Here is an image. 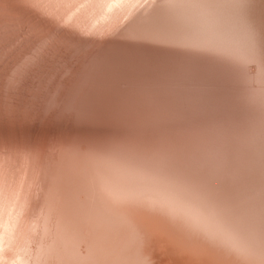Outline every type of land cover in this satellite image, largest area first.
<instances>
[{"label":"rangeland","instance_id":"374dc122","mask_svg":"<svg viewBox=\"0 0 264 264\" xmlns=\"http://www.w3.org/2000/svg\"><path fill=\"white\" fill-rule=\"evenodd\" d=\"M263 65L264 0H0V264H95L87 247L102 229L87 216L100 214V189L131 216L159 222L183 248L203 245L235 263L243 253L245 264H264ZM171 107L184 115H167ZM151 109L149 123L126 122L124 111ZM128 129L135 132L127 137H139L131 146L122 141L125 163L99 143ZM204 212L227 220L214 215L209 225L220 222L218 229L207 230ZM220 218L232 227L221 228ZM121 234L155 251L127 225L107 230ZM214 239L230 249L235 240L234 250ZM184 261L176 264H195Z\"/></svg>","mask_w":264,"mask_h":264},{"label":"bare ground","instance_id":"6f19581e","mask_svg":"<svg viewBox=\"0 0 264 264\" xmlns=\"http://www.w3.org/2000/svg\"><path fill=\"white\" fill-rule=\"evenodd\" d=\"M56 2V1H55ZM244 1H242V3H243ZM220 3V2H219ZM221 4V3H220ZM227 4H228V2H227ZM226 4V5H227ZM246 4H247V2H246ZM191 5V4H190ZM210 5V4H209ZM216 5V4H215ZM238 6H239V4H237ZM245 5V4H244ZM116 6V5H115ZM114 6V7H115ZM221 6V5H220ZM231 6H233V5H231ZM230 6V7H231ZM236 6V5H235ZM245 6H247V5H245ZM122 7V6H121ZM154 7V6H153ZM194 7H195V5H194ZM224 7H226V6H224ZM227 7H228V5H227ZM237 7V6H236ZM243 7V6H242ZM242 7H240V9L242 8ZM73 8V7H72ZM187 8V7H186ZM210 8V7H209ZM217 8V7H216ZM221 9H222V7H220ZM233 8H235V7H233ZM247 7H245V9H246ZM221 9H220V11H221ZM230 9V8H229ZM237 9V8H236ZM235 9V10H236ZM217 10V9H216ZM224 10V9H223ZM91 11V10H90ZM89 11V12H90ZM194 11V10H193ZM198 11V10H197ZM219 11V12H220ZM225 11V10H224ZM234 11V10H233ZM242 11H244V8H243V10ZM246 11H248L247 9H246ZM245 11V12H246ZM199 12V11H198ZM215 12H217V11H215ZM215 12L213 13V14H215ZM229 12H232V11H229ZM228 12V13H229ZM234 12H236V11H234ZM238 12V11H237ZM240 12V11H239ZM238 12V14H237V16L238 15H241L242 16V14L241 13H239ZM95 13V12H94ZM191 13V12H190ZM208 13H210V12H207V14ZM218 13V12H217ZM221 13V12H220ZM219 13V14H220ZM225 13L226 12H224L223 14H224V16H225ZM227 13V14H228ZM247 13V12H246ZM249 13V12H248ZM91 14V13H90ZM89 14V15H90ZM92 14H93V12H92ZM232 14H234V13H232ZM231 13H230V15H232ZM243 15H245V14H243ZM91 16V15H90ZM190 16H192L191 14H190ZM214 16H216V15H214ZM219 16V15H218ZM228 16H229V14H228ZM227 16V17H228ZM236 16V15H235ZM234 16V17H235ZM248 16H250V14L248 15ZM243 17H245V16H243ZM77 18V17H76ZM190 18V17H189ZM198 18V17H197ZM213 18V17H212ZM224 18V17H223ZM84 19V18H83ZM96 19H97V17H96ZM141 19V18H140ZM195 19V18H194ZM219 19V18H218ZM234 19V18H233ZM241 19V18H240ZM97 20H99V19H97ZM207 20V19H206ZM221 20V19H220ZM219 20V21H220ZM202 21V20H201ZM215 21V20H214ZM223 21H225V20H223ZM227 21V20H226ZM241 21V20H240ZM239 21V22H240ZM244 21V24H246L245 23V20H243ZM254 21V20H253ZM75 22V21H74ZM77 22V21H76ZM80 22V21H79ZM82 22V21H81ZM199 22V21H198ZM204 22V21H203ZM233 22H235V21H233ZM78 23V22H77ZM216 23V22H215ZM220 23H221V21H220ZM228 23V22H227ZM254 23V22H253ZM74 24V23H73ZM82 24V23H81ZM133 24V23H132ZM208 24V23H207ZM217 24H219L218 22L216 23V25ZM224 24H225V22H224ZM229 24V23H228ZM231 24H233V23H231ZM239 23L237 22V24H235V25H238ZM211 25V24H210ZM215 25V24H214ZM216 25H215V27H216ZM234 25V26H235ZM241 25V24H240ZM253 25H255V24H253ZM76 26V25H75ZM132 26V25H131ZM197 26V25H196ZM206 26V25H205ZM233 26V27H234ZM246 25H244V27H245ZM249 26V25H248ZM214 27V28H215ZM220 27V26H219ZM222 27H223V25H222ZM221 27V28H222ZM229 27V25L226 27V28H228ZM239 27V26H238ZM242 27V26H241ZM132 28V27H131ZM235 28H237V27H235ZM77 29H79V28H77ZM220 29V28H219ZM230 29H231V27H230ZM234 29V28H233ZM232 29V30H233ZM239 29V28H238ZM243 29V28H242ZM248 31H249V28H246ZM246 29L244 28V30L246 31ZM254 29V28H253ZM227 30V29H226ZM229 30V29H228ZM240 30V29H239ZM243 30V31H244ZM255 30V29H254ZM257 30V29H256ZM241 31V30H240ZM244 31V32H245ZM258 31V30H257ZM222 32V31H221ZM227 32V31H226ZM247 32V31H246ZM246 32H245V34H246ZM251 32H253L252 30H251ZM231 33V32H230ZM236 33V32H235ZM239 33V32H238ZM241 33L243 34V32L241 31ZM240 33V34H241ZM250 33V32H249ZM258 33V32H257ZM234 34V33H233ZM233 34H232V36H233ZM239 35V34H238ZM244 35V34H243ZM242 35V36H243ZM250 34H248V36H249ZM257 35V34H256ZM212 36V35H211ZM213 36H215V34L213 35ZM236 36V34L233 36V38ZM240 36V35H239ZM216 37V36H215ZM219 36H217V38H218ZM221 37V36H220ZM220 37H219V40H220ZM244 38H245V36H243ZM251 37V36H250ZM259 37V36H258ZM231 38V36L229 37V39ZM232 38V39H233ZM242 38V37H241ZM241 38H240V40H241ZM263 38V37H262ZM204 39V38H203ZM215 39V38H214ZM227 39V38H226ZM232 39H230V40H232ZM243 39V38H242ZM250 39V38H249ZM249 39H247V40H249ZM199 40V39H198ZM216 40V39H215ZM233 40H236V37H235V39H233ZM237 40H238V37H237ZM236 40V41H237ZM251 40V39H250ZM200 41V40H199ZM210 41V40H209ZM214 41V40H213ZM228 41V40H227ZM263 41V40H262ZM201 42H202V40H201ZM200 42V43H201ZM204 42V41H203ZM211 42H212V39H211ZM210 42V43H211ZM217 42H219V41H217ZM222 42V41H221ZM235 42V41H234ZM248 42H250L251 43V41H248ZM209 43V44H210ZM222 43H224V42H222ZM226 43V42H225ZM228 43H229V41H228ZM207 44V43H206ZM213 43H211L210 45H212ZM214 44H216L215 42H214ZM221 44V43H220ZM219 44V45H220ZM235 44H236V42H235ZM238 44V43H237ZM243 43H241V45H242ZM248 44V43H247ZM217 45V44H216ZM218 45V46H219ZM245 45V44H244ZM252 45H253V43H252ZM222 46V45H221ZM224 46V45H223ZM232 46H233V44H232ZM239 46H240V42H239ZM247 46V45H246ZM254 46V45H253ZM210 47V46H209ZM238 47V46H237ZM249 47V46H248ZM220 48V47H219ZM241 48H244V47H242L241 46ZM252 48V47H251ZM218 49V48H217ZM237 49V48H236ZM250 49V48H249ZM196 50V49H195ZM248 50V49H247ZM246 50V51H247ZM245 51V50H244ZM251 51V50H250ZM205 52V51H204ZM223 52H224V50H223ZM253 52V51H252ZM231 53V52H230ZM245 53V52H244ZM255 53V52H254ZM233 54V53H232ZM235 54H236V56H238V54L235 52ZM195 55H197V54H195ZM204 55V54H203ZM206 55V54H205ZM205 55L203 56V57H205ZM234 55V54H233ZM255 55V54H254ZM207 56V55H206ZM235 56V55H234ZM241 56V55H240ZM251 56H252V54H251ZM239 57V56H238ZM254 57H256V56H254ZM253 57V58H254ZM260 57H262V55L260 56ZM196 58H197V56H196ZM236 58V57H235ZM240 58V57H239ZM238 58V59H239ZM210 59V58H209ZM257 59V58H256ZM262 59V58H261ZM191 60V59H190ZM236 60H237V58H236ZM241 60V59H240ZM250 60V59H249ZM249 60H247V61H249ZM254 60V59H253ZM188 62V61H187ZM258 62H261V61H258ZM215 63V62H214ZM240 63H243V61L242 62H239V64ZM247 64V63H246ZM261 64V63H260ZM244 66H247V65H245V61H244V64H243ZM243 66V67H244ZM260 66V65H259ZM264 66V65H263ZM246 67H244V69H245ZM246 70V69H245ZM248 70V69H247ZM239 74H240V72H239ZM197 75V74H196ZM236 75V74H235ZM195 78H196V76H195ZM244 80H245V78H243ZM189 80H191V79H189ZM191 82V81H190ZM192 82L194 83V81L192 80ZM196 82V81H195ZM192 84V83H191ZM248 84V83H247ZM246 85V84H245ZM251 86V85H250ZM192 87V86H191ZM250 88V87H249ZM190 89V88H189ZM233 89V88H232ZM220 92V91H219ZM253 92V91H252ZM218 93V92H217ZM216 95V94H215ZM218 95V94H217ZM221 95V94H220ZM220 95H218V96H220ZM250 95V94H249ZM191 97V96H190ZM215 97V96H214ZM213 98V97H212ZM218 97L216 96V99H217ZM190 99V98H189ZM198 99H201V98H198ZM198 99H196L197 101H199L200 102V100H198ZM219 99H221V96H220V98ZM218 99V100H219ZM223 99V98H222ZM195 100V101H196ZM213 100V99H212ZM215 101V99L213 100V102ZM201 102H203V101H201ZM194 103H196V102H194ZM211 103V102H210ZM217 103V102H216ZM198 104V103H197ZM221 104V103H220ZM202 105V104H201ZM219 105V104H218ZM197 106V105H196ZM195 106V107H196ZM203 106V105H202ZM213 107V106H212ZM221 107V106H220ZM222 107H224V106H222ZM197 108H199V107H197ZM218 108V107H217ZM216 108V109H217ZM158 109V108H157ZM203 109V108H202ZM209 109V108H208ZM221 109H223L224 110V108H221ZM125 110H127V109H125ZM129 110V109H128ZM155 110L156 109H151V110H146V111H143V112H139V113H137L138 111H136L135 113V115H133L132 114V116L130 117V112H128V111H124V110H122V111H124V112H127V113H129V115L126 117L125 116V119H126V122L127 123H130L131 124V122L130 121H132L133 119H135V120H138V122H140L139 121V119H138V117H144L145 119H141V121H144V122H150L151 121V119H152V117H154L155 116ZM165 110H166V114L167 115H170V116H173V117H180L183 113H182V110H180L179 109V107H171V108H165ZM213 110V109H212ZM220 110V109H219ZM218 110V111H219ZM121 111V110H120ZM130 111V110H129ZM201 111V110H200ZM207 111H209V110H207ZM217 110H216V112H218ZM222 111V110H221ZM214 112V111H213ZM216 112H214L215 114H216ZM123 113V112H122ZM165 113V112H164ZM194 113V112H193ZM198 113V112H197ZM202 113V112H201ZM210 113V111L208 112V113H206L205 112V115L207 114H209ZM212 113V112H211ZM223 113V112H222ZM124 114V113H123ZM125 115H126V113H125ZM161 115V114H160ZM184 115V114H183ZM204 115V114H203ZM202 115V116H203ZM205 115H204V119H205ZM210 115V114H209ZM219 114H216V116H218ZM190 116V115H189ZM211 116H213V115H211ZM210 116V117H211ZM220 116V115H219ZM222 116V115H221ZM194 117H196V116H194ZM209 117V116H208ZM215 117V116H214ZM213 117V118H214ZM182 119H183V116L181 117ZM185 118V117H184ZM198 118V117H197ZM217 118V117H216ZM219 118V117H218ZM217 118V119H218ZM170 119V118H169ZM181 119V120H182ZM203 119V118H202ZM203 119V120H204ZM212 119V118H211ZM167 121L168 119H164V121ZM173 120V119H172ZM181 120H179V122H181ZM184 120V119H183ZM186 120H188V119H186ZM191 120V119H190ZM201 120V119H200ZM206 120H207V116H206ZM216 120V119H215ZM162 121V120H161ZM165 121V122H166ZM191 121H194V120H191ZM213 121V120H212ZM171 122V121H170ZM176 122V121H175ZM196 123H197V120L195 121ZM195 122H192L193 124L195 123ZM199 122V121H198ZM207 122H209V120L207 121ZM217 122V121H216ZM221 122H223V121H220V125L222 124ZM153 123H155V122H153ZM182 123H184V121L182 122ZM188 123H190V122H188ZM187 123V121H186V124H188ZM195 123V124H196ZM202 123V122H201ZM214 123V122H213ZM141 124V123H140ZM146 124V123H145ZM185 124V125H186ZM202 124H204V123H202ZM209 124V123H208ZM136 125V124H135ZM153 125V124H152ZM169 125V124H168ZM184 125V124H183ZM206 125H207V123H206ZM212 125V124H211ZM214 125H215V123H214ZM225 125V124H224ZM150 126H151V124H150ZM154 126V125H153ZM157 126V125H156ZM192 126H194V125H192ZM204 126H205V124H204ZM209 126H210V124H209ZM158 127V126H157ZM177 127H178V125H177ZM180 127V126H179ZM195 127V126H194ZM217 127V126H216ZM227 127V126H226ZM182 128H184V127H182ZM203 127H201V129H202ZM206 128H209L208 127V125H207V127ZM205 128V129H206ZM213 128V127H212ZM220 128V127H219ZM224 128V127H223ZM217 129V128H216ZM215 129V130H216ZM225 129V128H224ZM142 130V129H141ZM167 130V129H166ZM195 130H197V129H195ZM199 130V129H198ZM210 130V129H209ZM214 130V131H215ZM138 131H140V130H138ZM152 131V130H151ZM154 131V130H153ZM158 130H156V132H157ZM183 131V130H182ZM222 131V130H221ZM134 132H135V129H128V130H120V131H116V132H114L113 131V133H116L117 135H114V136H110L108 139H103L99 144H101L103 147H108V151L109 152H111V151H114V152H112V153H114V156H115V158H118L117 160H121V161H123V162H125L126 163V159H127V157H126V155H125V152H126V148L125 147H127V146H125L123 143H122V141L123 140H125L126 141V143H128L129 145H130V143H131V141H132V143H135V141L138 139V137L139 136H133V135H129L131 138L130 139H128V137H127V135H126V133H128V134H134ZM143 132V131H142ZM144 132H145V130H144ZM155 132V131H154ZM185 132V131H184ZM197 132V131H196ZM198 132H200V130L198 131ZM209 132V131H208ZM208 132H207V134H208ZM210 132H213L212 131V129L210 130ZM210 132H209V134H210ZM220 132V131H219ZM140 133V132H139ZM138 133V134H139ZM158 133V132H157ZM215 133V132H214ZM212 134V135H217V134ZM218 133V132H217ZM59 134V133H58ZM99 134V133H98ZM166 134H168V133H166ZM202 134V133H201ZM220 134H221V132H220ZM222 134H223V132H222ZM221 134V135H222ZM140 135V134H139ZM141 135H143V133L141 134ZM146 136V135H145ZM192 136V135H191ZM190 136V138L192 139V138H194V137H191ZM202 136V135H201ZM223 136V135H222ZM261 136V135H260ZM184 137V136H183ZM208 137V136H207ZM213 137V136H212ZM212 137H210V138H212ZM148 138V137H147ZM187 138H189V137H187ZM189 138V139H190ZM214 138V137H213ZM213 138H212V140H213ZM215 138H216V136H215ZM221 138V137H220ZM185 139V138H184ZM190 139V140H191ZM197 141L196 139H192V141ZM121 141V142H120ZM194 141H193V143H194ZM31 142V141H30ZM109 142V143H108ZM138 142V141H137ZM34 143V142H33ZM196 143V142H195ZM198 143H199V141H198ZM197 144V143H196ZM195 144V145H196ZM96 145V144H95ZM98 145V144H97ZM131 146V145H130ZM140 147V146H139ZM227 148H228V146H227ZM195 150V149H194ZM202 151V150H201ZM226 151V150H225ZM238 151V150H237ZM239 152V151H238ZM176 153V152H175ZM257 153V152H256ZM194 154H195V152H194ZM213 154V153H212ZM224 154V153H223ZM191 155V154H190ZM133 156V155H132ZM185 156V155H184ZM183 156V157H184ZM207 156V155H206ZM133 157H135V156H133ZM203 157V156H202ZM139 158V157H138ZM187 158V157H186ZM200 155H199V161H200ZM204 158H206V157H204ZM209 158V157H208ZM210 158H211V156H210ZM203 159V158H202ZM36 160V159H35ZM40 160V159H39ZM39 160H37V161H39ZM195 160V162H197L196 160L197 159H194ZM193 160V161H194ZM205 160V163L207 162L206 161V159H204ZM208 160V159H207ZM211 159H209V161H210ZM202 161V160H201ZM212 161V160H211ZM42 162V161H41ZM194 162V163H195ZM224 162V161H223ZM209 163V162H208ZM212 163V162H211ZM210 163V164H211ZM152 164V163H151ZM196 164V163H195ZM126 165V164H125ZM194 165V164H193ZM207 165V164H206ZM129 166V165H128ZM147 166V165H146ZM149 166V165H148ZM170 166V165H169ZM130 167V166H129ZM207 167H208V165H207ZM145 168V167H144ZM209 168V167H208ZM148 170H149V168H148ZM206 170V169H205ZM209 170V169H208ZM213 170V169H212ZM207 172V171H206ZM198 176H199V173H198ZM229 176V175H228ZM227 176V177H228ZM226 177V176H225ZM230 177V176H229ZM230 179H232L231 177H230ZM184 180V179H183ZM194 180V179H193ZM130 181V180H129ZM160 181V180H159ZM207 180H205V182H206ZM208 183H209V181H208ZM191 185H193V184H191ZM161 186V185H160ZM209 186V185H208ZM184 187V186H183ZM197 187H199V186H197ZM196 187V188H197ZM203 187V186H202ZM190 189H192V187H189ZM195 188V187H194ZM206 188V187H205ZM208 190H209V188H207ZM115 190V189H114ZM113 190V191H114ZM196 190H199V189H196ZM117 192V191H116ZM123 193V192H122ZM166 193V192H165ZM169 193V192H168ZM167 193V194H168ZM185 195H186V193H185ZM214 195V194H213ZM212 195V196H213ZM256 195V194H255ZM170 196V195H169ZM189 195H187V198H191V196H189ZM198 196H199V194H198ZM247 196V195H246ZM168 197V195H166L165 196V198H167ZM174 197V196H173ZM172 197V198H173ZM236 197V196H235ZM253 197V196H252ZM165 198H164V200H165ZM169 198V197H168ZM172 198L170 199V200H172ZM212 198V197H211ZM221 198V197H220ZM135 199V198H134ZM137 199V198H136ZM160 199V198H159ZM202 199V198H201ZM201 199H199V200H201ZM245 199V198H244ZM154 200V199H153ZM160 200H162V199H160ZM159 200V201H160ZM164 200H163V202H164ZM170 200H165V202L166 201H169V202H171V204H169V202L167 203V204H169V209H172L173 208V205H174V203L172 202V201H170ZM252 200V199H251ZM121 201V199L120 200H118L117 198H115V197H112L111 195H109V194H107L106 192H104V190L103 189H100V193H99V199L96 201V204L94 203V206L95 207H97V209H98V211L100 212V214H98V216H94L93 215V217H90V216H87V219H92L93 221H94V223H95V225L96 226H100L101 227V229H102V231L99 233V234H97L96 236H95V240L94 241H92L93 243L92 244H90V246H89V248L87 247V255H88V257H91L92 258V260H93V262L95 263V264H136L135 262H137V261H142V263H144V264H176L177 262H185L184 260H186L187 262L189 261V262H193V263H197V264H245L244 262L247 260H250L249 258H248V256L247 255H245V254H243V253H240V254H237L239 257H240V259L242 260V261H240V260H238V262H234L233 260H232V258L230 257V256H226V254H223L221 251H216V250H212V251H209L208 249H206L203 245H201V246H196V247H190V248H183L179 243H178V240L175 238V236H173L170 232H168V231H166V230H164V227H163V225H161L159 222H157L156 220H154V219H152V220H144L143 222L141 221V220H139V219H137L136 217H134V216H131V214H129L128 213V211L125 209H123V208H119V207H117V206H115V204L114 203H116V202H120ZM123 201V200H122ZM158 200H157V203L159 202ZM162 201L160 202V203H163ZM176 202V201H175ZM260 202V201H259ZM200 203V202H199ZM214 203V202H213ZM239 203V202H238ZM251 203V202H250ZM155 204V203H154ZM164 204V203H163ZM163 204H162V206H163ZM254 204V203H253ZM148 205H151V203L150 204H148ZM147 205V206H148ZM206 205V204H205ZM226 205V204H225ZM259 205V204H258ZM159 206V205H158ZM161 206V207H162ZM170 206L172 207V208H170ZM174 206H176V205H174ZM201 206V205H200ZM212 206V205H211ZM227 206V205H226ZM235 206H238V204L237 205H235ZM243 206V205H242ZM151 207V206H150ZM157 207V206H156ZM152 208H153V205H152ZM158 208V207H157ZM160 208V207H159ZM197 208H199L198 207V205H197ZM201 208V207H200ZM205 208H207V205H206V207ZM238 208V207H237ZM174 209V208H173ZM212 209H214L213 207H212ZM164 210V209H163ZM201 210H203V208L201 209ZM201 210L197 213V215H199V213H203V212H201ZM217 210V209H216ZM234 210V209H233ZM239 210H240V208H239ZM243 210V209H242ZM261 210V209H260ZM168 211V210H167ZM166 211V212H167ZM170 211V210H169ZM214 211V210H213ZM231 211V210H230ZM230 211L228 212V214L230 213ZM236 211V210H235ZM238 211V210H237ZM264 211V210H263ZM173 212H174V210H173ZM242 212H244V211H242ZM246 212V211H245ZM251 212V211H250ZM175 213V212H174ZM173 213V215L175 216V214ZM205 214H206V212H204ZM208 214H210V212H207ZM213 213H216V214H214L213 216H209V215H205V216H209V217H205V219H207V218H209L210 219V217H213V218H217V215H218V217H226V216H221V214H217V212H213ZM226 213V212H225ZM232 213V212H231ZM230 213V214H231ZM261 213V212H260ZM229 214V215H230ZM235 213H233V215H234ZM256 214V213H255ZM262 214V213H261ZM200 215H202V214H200ZM204 215V214H203ZM202 215V216H203ZM211 215H212V212H211ZM220 215V216H219ZM226 215V214H225ZM237 215V214H236ZM239 215V214H238ZM237 215V216H238ZM242 216H244L243 214H241ZM104 216H108L109 217V220L108 219H104L103 217ZM171 216H172V214H171ZM250 216V215H249ZM100 217V218H99ZM230 217V216H229ZM229 217H227V218H229ZM233 217V216H232ZM232 217H231V219H232ZM106 218V217H105ZM213 218H211L212 220H213ZM221 218L220 219H218V220H221ZM234 219H235V217H233ZM244 218H245V216H244ZM142 219V218H141ZM198 219H199V216H198ZM197 219V220H198ZM201 219H203V218H201ZM209 219H207V221H208V224H203V223H205L206 221L204 220V222H202V224H203V226L205 225H207V230H208V228H210L209 226L211 225V226H215V223L212 221V224L214 223V225H212V224H210L209 225V223L211 222V219L209 220ZM224 219H226V218H224ZM223 219V221H225ZM230 219V218H229ZM239 219V218H238ZM241 219H243V217L241 218ZM240 219V220H241ZM258 219H259V216H258ZM217 220V219H216ZM215 220V221H216ZM217 220V221H218ZM227 220V219H226ZM248 220H250L249 218H248ZM202 221V220H201ZM210 221V222H209ZM222 220H221V222H222V224H221V228L223 227L222 225H224L225 223L223 222ZM235 221V223H236V220H234ZM234 221H233V219H232V221L231 222H233L234 223ZM243 221V220H242ZM245 221V220H244ZM229 222H230V220H229ZM238 222V221H237ZM251 222H253V220L251 221ZM255 222V221H254ZM253 222V223H254ZM260 222V221H259ZM263 222V221H262ZM207 223V222H206ZM220 223V222H219ZM219 223L217 222V226H215V228H213V227H211L212 229H215V232L217 231V227H218V225H219ZM224 223V224H223ZM233 223H231V224H233ZM240 223V222H239ZM249 222H247V224H248ZM127 225L129 228H130V234L131 235H133V236H135V237H138L139 238V240H142L145 236L149 239H151V242H153V247L155 248V251H153L152 249H148V248H143V249H141V247L139 246V245H131L130 244V242H129V240H130V238L128 237V236H125V235H119V238L118 237H114V236H109V235H107V230H109L110 228H112L113 226H115V225H118V226H120V225ZM228 224V225H227ZM231 224H229L228 222H226V226H231ZM246 224V223H245ZM244 224V225H245ZM246 224V225H247ZM209 225V226H208ZM238 225V224H237ZM242 225V224H241ZM241 226V229H242V227H245V226ZM250 225V224H249ZM252 225V224H251ZM251 225H250V227H251ZM256 225V224H255ZM199 226H201V224L199 225ZM259 226V225H258ZM194 227H196V226H194ZM232 227V226H231ZM231 227H229L231 230H232V233L234 234V230L231 228ZM236 227V225L234 226V228ZM250 227L249 228H247V226H246V228L247 229H250ZM254 226H252L251 228H253ZM201 228H202V226H201ZM211 228L209 229V230H211ZM219 228H220V226H219ZM220 228V230H222ZM228 227L226 228L225 226H224V230L225 229H227L226 231H228V229H229ZM238 228V227H237ZM245 228V229H246ZM261 228V227H260ZM204 229V228H203ZM241 229H239V230H241ZM224 230H222V232L224 231ZM253 230V229H252ZM251 230V231H252ZM259 230V229H258ZM262 230V229H261ZM226 231H224V232H226ZM243 231V230H242ZM245 231V230H244ZM208 232V231H207ZM223 232V233H224ZM231 231L229 230V232H227V233H230ZM239 232V231H238ZM238 232L236 231V233H237V235H238ZM241 232V231H240ZM239 232V233H240ZM249 232V231H248ZM248 232H246V234H248ZM256 232V230L254 231V233ZM220 232L218 231L217 233H215V234H219ZM222 233V234H223ZM244 233V232H243ZM243 233H241V234H243ZM252 233V232H251ZM256 233H258V231L256 232ZM207 234H209V233H207ZM210 234L212 235V231L210 232ZM222 234H220V238H221V236H223ZM233 234H231L230 233V236L231 235H233ZM249 234H250V232H249ZM253 234V233H252ZM252 234H251V236H252ZM227 234H224V236H226ZM240 235V234H239ZM238 235V236H239ZM243 235H245V234H243ZM257 235V234H256ZM255 235V236H256ZM263 235V234H262ZM223 236V237H224ZM229 236V235H228ZM246 236V235H245ZM244 236V237H245ZM259 236H261V235H259ZM212 237V236H211ZM215 237V236H214ZM218 237V236H217ZM227 237V236H226ZM226 237H224L223 239H225ZM233 237V236H232ZM231 237V238H232ZM235 237H237L236 235H234V237H233V239L235 238ZM242 236H240V238H241ZM243 237V238H244ZM248 237V236H247ZM258 237V236H257ZM264 237V236H263ZM230 238V237H229ZM229 238H227L228 240H226V241H228L227 242V244L228 243H231V242H229ZM230 238V239H231ZM240 238L238 237V239L240 240ZM243 238H242V240H243ZM249 238V237H248ZM252 238H255V237H252ZM119 239V240H118ZM213 239V238H212ZM237 239V238H236ZM246 239V238H245ZM259 239H260V237H259ZM145 240V239H144ZM217 243H219V244H221V245H223L224 246V248L225 249H227V250H234L233 248H234V246H233V242L235 241V240H233V242H232V245H231V247H233L232 249H230V248H228V247H226L224 244H222L223 243V241H221V242H219V240H216V239H214ZM241 240V241H242ZM225 241V240H224ZM231 241H232V239H231ZM244 241V240H243ZM242 241V242H243ZM246 242H247V240H245ZM264 241V240H263ZM99 242V243H98ZM236 242H237V244L239 243L238 242V240H236ZM246 242H245V244H246ZM249 242H251L250 240H249ZM256 242H257V239H256V241H255V247L252 245V247L253 248H257L260 244H258V246H256L257 244H256ZM261 242V241H260ZM136 243V242H135ZM226 243V242H225ZM241 243V242H240ZM248 243V242H247ZM242 244H244V243H242ZM262 244H263V242H262ZM152 245V244H151ZM241 245V244H240ZM249 245H251V244H249ZM229 246V245H228ZM237 246V245H236ZM235 246V247H236ZM239 246V245H238ZM242 246V245H241ZM246 246H247V244L245 245V248H246ZM243 247H244V245H243ZM261 247V246H260ZM263 247H264V245H263ZM248 248H250L249 246H248ZM238 249V248H237ZM251 249V248H250ZM249 249V250H250ZM257 249H259V248H257ZM257 249H255L256 251L255 252H257ZM263 249V251H264V248H262ZM239 250V249H238ZM242 250V249H241ZM240 250V251H241ZM246 250V249H245ZM248 250V249H247ZM248 250V252H250ZM253 251H254V249H252ZM97 251H100V253L102 252V255H103V260H101L100 262L99 261H97V258H96V255H94V252H97ZM260 251V250H259ZM234 253H235V251H233ZM243 252V251H242ZM246 252V251H245ZM252 252V251H251ZM237 253H239L238 251H237ZM247 253V252H246ZM260 253V252H259ZM250 255V254H249ZM264 255V254H263ZM259 256V255H258ZM261 256V255H260ZM264 257V256H263ZM261 259H262V257H261ZM249 264H255L252 260L250 261V263ZM260 264V263H259Z\"/></svg>","mask_w":264,"mask_h":264}]
</instances>
